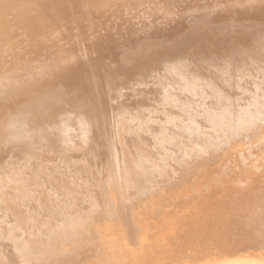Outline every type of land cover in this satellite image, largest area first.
<instances>
[{
	"label": "bare ground",
	"instance_id": "1",
	"mask_svg": "<svg viewBox=\"0 0 264 264\" xmlns=\"http://www.w3.org/2000/svg\"><path fill=\"white\" fill-rule=\"evenodd\" d=\"M0 264H264V0H0Z\"/></svg>",
	"mask_w": 264,
	"mask_h": 264
},
{
	"label": "rangeland",
	"instance_id": "2",
	"mask_svg": "<svg viewBox=\"0 0 264 264\" xmlns=\"http://www.w3.org/2000/svg\"><path fill=\"white\" fill-rule=\"evenodd\" d=\"M28 64H30V63H28Z\"/></svg>",
	"mask_w": 264,
	"mask_h": 264
}]
</instances>
